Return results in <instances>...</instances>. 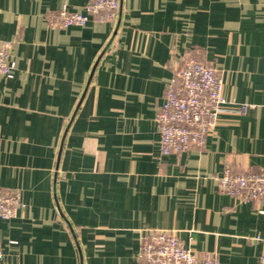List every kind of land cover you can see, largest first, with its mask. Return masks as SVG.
Masks as SVG:
<instances>
[{
  "label": "crops",
  "instance_id": "0c3cea01",
  "mask_svg": "<svg viewBox=\"0 0 264 264\" xmlns=\"http://www.w3.org/2000/svg\"><path fill=\"white\" fill-rule=\"evenodd\" d=\"M89 0H0V187L24 207L0 218L1 264H138L147 229L174 231L219 264H257L264 197L217 177L264 169V0H119L115 17L51 27ZM222 79L202 147L162 154L154 116L185 51Z\"/></svg>",
  "mask_w": 264,
  "mask_h": 264
},
{
  "label": "built area",
  "instance_id": "2783aa9c",
  "mask_svg": "<svg viewBox=\"0 0 264 264\" xmlns=\"http://www.w3.org/2000/svg\"><path fill=\"white\" fill-rule=\"evenodd\" d=\"M119 0H89L84 11H71L65 5L48 13L51 27L83 26L89 17L103 21L115 17ZM9 41L0 42V76H14L15 61L8 56ZM222 79L216 69L197 59L187 50L181 56L180 65L166 83L162 103L158 106L154 121L159 135L162 154H179L202 147L209 129L214 125L222 95ZM220 192L238 197L242 201L264 197V169L261 172H231L225 168L217 177ZM24 207L19 191L0 187V218L9 219ZM264 217V209L259 210ZM263 251L257 264H264ZM0 248V264L3 259ZM138 264H219L214 254H196L186 247L174 231L147 229L139 239Z\"/></svg>",
  "mask_w": 264,
  "mask_h": 264
},
{
  "label": "trees",
  "instance_id": "16d2710c",
  "mask_svg": "<svg viewBox=\"0 0 264 264\" xmlns=\"http://www.w3.org/2000/svg\"><path fill=\"white\" fill-rule=\"evenodd\" d=\"M192 52V51H191ZM192 55L194 56L193 52H192Z\"/></svg>",
  "mask_w": 264,
  "mask_h": 264
}]
</instances>
